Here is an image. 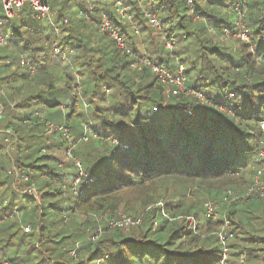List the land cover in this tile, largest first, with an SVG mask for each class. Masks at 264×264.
<instances>
[{"label": "trees", "instance_id": "trees-1", "mask_svg": "<svg viewBox=\"0 0 264 264\" xmlns=\"http://www.w3.org/2000/svg\"><path fill=\"white\" fill-rule=\"evenodd\" d=\"M116 1L42 0L52 12L60 37L47 15H39L28 5L2 29L8 36L4 47L12 51L0 55L1 61L5 59L2 67L12 57L17 69L0 76L8 98L0 96L5 106L0 128L16 132L19 142L12 157L24 173L32 174L29 181L13 188L15 176L8 171L11 161L3 152L7 143L0 131V194L2 201L9 196L0 206V264H85L84 258L75 257L86 249L88 259L97 264H222L227 260V240L235 232L233 228L227 233L226 227L223 244L217 232L224 219L207 216L203 206L207 217L203 220L199 212L185 208L182 199L174 198L173 203L163 204L171 216L153 228L154 219L161 216L153 198L163 183L177 179L197 186L215 180L236 183L253 172L249 186L256 169L264 167V156L259 158L256 152L259 141H264V130L259 127L264 119V0H250L242 6L247 10L244 23L249 41L235 39L237 47L232 51L216 42L215 36H223L227 30L237 33V0H193L192 6L186 0H120L130 14L133 33L116 17ZM145 13L157 18L160 41L155 42L152 29L156 28ZM102 14L135 55L144 53L132 41L134 25L140 31L148 30L144 45L149 59L171 72L182 64L187 86L202 92L205 101L182 93L165 95L150 69L135 68V57L118 49L106 31L91 36L99 29ZM78 23L90 30L94 27V31L83 33L76 28ZM55 40L69 56L70 50L75 52L73 61L77 59L75 66L81 68L78 72H89L83 80L86 85L82 82L83 93L90 94L84 121L94 119L91 127L100 135L81 142L72 152L86 173L76 192L72 182L78 167L66 154L68 141L62 131L47 135L44 122L35 114L40 102L56 107L64 100L70 114L77 113L81 103L71 94L76 77L51 46ZM167 40L173 42L171 49L164 46ZM20 54H26L36 69L34 82L28 68L19 63ZM18 77L23 80L20 86L16 85ZM103 87L108 89L103 91ZM107 92L110 104H98L96 97L102 102ZM10 101L15 102L14 108ZM107 110L112 119L105 114ZM65 125L78 140L84 123L82 130ZM58 161L64 163L59 166ZM67 166L74 171H65ZM32 181L38 199L23 192ZM223 197L221 204L226 203ZM136 205L143 208L138 212ZM172 208L178 211L173 214ZM120 211L140 217L141 222L110 227L95 217ZM6 215L10 218H4ZM75 216L81 221L69 224ZM189 216L196 222L195 231ZM23 224L30 229L25 230ZM97 227L102 233L91 241ZM250 235L249 241L255 244L257 238ZM83 237L81 243L78 239ZM258 238L264 241V236ZM76 243V255H72L69 251ZM231 245L234 249L239 244Z\"/></svg>", "mask_w": 264, "mask_h": 264}, {"label": "rangeland", "instance_id": "rangeland-1", "mask_svg": "<svg viewBox=\"0 0 264 264\" xmlns=\"http://www.w3.org/2000/svg\"><path fill=\"white\" fill-rule=\"evenodd\" d=\"M27 4L22 6L20 9L17 10V13L20 12L21 10H24L26 8ZM246 8H244V14H247V10H245ZM51 11H48V13ZM16 13V14H17ZM47 14V13H45ZM116 17L118 18V20H120L121 22L125 23L127 25V31L129 33H133V29L131 28V26H133V24H130V22H128L129 20H124L122 18H120V16L115 12ZM237 15V14H236ZM235 15V16H236ZM234 19V18H233ZM236 20V18L234 19ZM10 18H7L2 5L0 3V30L6 28L7 24H9ZM91 23V22H89ZM135 26V25H134ZM76 28L79 31H82L83 33H88V32H92L94 31V27L93 29L90 30V28L88 26H84L83 24L78 23ZM152 29V28H151ZM9 31V28H8ZM140 31V30H139ZM153 31V35L155 36L157 41H160L161 39H163L161 36L158 37V35L160 34V32L156 29H152ZM210 32H213L212 29H209ZM100 30L97 29V32H94L93 34H91V36L97 37L100 33ZM147 34H148V30L147 31H140V34H133V42H135L136 46L139 47L140 51L144 53V56L146 55L145 52V37L147 38ZM60 37V34H59ZM161 38V39H160ZM242 39L238 33L235 34H231V32L229 30L226 31L225 35L223 36H215V41L219 42L224 49L229 48V51H232V49L237 47V43L235 41V39ZM249 38V36H248ZM96 39V38H95ZM239 39V40H240ZM220 40V41H219ZM222 40V41H221ZM130 41V40H129ZM245 42H248L249 39L244 40ZM131 42V41H130ZM52 46V43H51ZM6 47V46H5ZM0 47V55H3L4 52H12L9 48H5ZM166 48V47H165ZM8 49V50H6ZM75 53V52H74ZM74 53L72 52L71 55L69 56L68 59L65 60L64 64H68L69 65V70L70 72L76 77V74L79 76V82L81 84V96L83 98V101H81V103H78V108H77V113H71V108L69 106H65V102L64 100L62 101V103L56 107H47L44 104H42V102L38 103V110L44 115V116H48V118H50L49 120H51L53 123L55 124H68L73 128H80L82 130V123H85L84 118H85V114L84 111L87 109L88 106L87 104L88 102V97L90 96V94H84L83 92V87H82V82L83 80L87 79V77L89 76V72L87 69H84L83 71L78 72L77 70H81V68H77L75 66L76 61H78L77 59H75V63L73 61V55ZM142 53V54H143ZM76 54H79V51L76 52ZM26 54H20L19 58L21 56L25 57ZM140 56V55H139ZM5 59H3L2 61L0 60V76H3L4 74H9L13 71H15L17 69V60L13 59L12 57H10L9 60H7V62L12 61L9 65L3 66L2 67V62H4ZM80 61V60H79ZM4 64V63H3ZM133 67V65H132ZM131 67V68H132ZM2 68V70H1ZM77 69V70H76ZM96 71H98V69H95ZM95 76V75H94ZM19 78V77H18ZM20 79V78H19ZM29 79L31 80V82H34V79H36V75H30ZM89 79H94L92 76L91 78L89 77ZM23 80H19L16 82V85H21ZM77 81V79H76ZM0 96H2L5 100H7V92H5L6 90H4L3 86H5V81L4 80H0ZM84 83V82H83ZM100 86L103 85L102 82H99ZM84 85H86L84 83ZM99 89V87H97ZM108 88H104L103 87V91L107 90ZM25 91V90H24ZM113 91V89H110L109 93H111ZM3 93L5 94L3 96ZM109 93L107 92L105 97H107L105 100H103L102 102L99 101V99L96 97V100L98 101V104L102 105V106H107L108 104H110V99H109ZM22 96V94H21ZM20 98V96H14V99L16 101H18V99ZM13 101V100H12ZM11 102V101H10ZM61 105H64V108L61 107ZM90 105V104H89ZM35 106V104H32L31 108ZM85 109V110H84ZM5 112V111H4ZM83 112V113H82ZM67 114H70L69 117H67ZM105 114L107 116H109V118H113V116H111V110H107L105 111ZM5 115V113H3L1 115V117L3 118ZM88 116L90 117V113H88ZM1 118V119H2ZM111 118V119H112ZM88 121H91L93 123H95L94 119H86ZM0 129H4V128H0ZM3 132V131H2ZM73 135V134H72ZM111 140H113V138H111ZM115 141V140H114ZM18 140L15 142L13 150H11L12 155H14V152L16 150L17 144H18ZM72 142H75V148L78 147L81 142L78 141L76 139V137L73 135L72 137ZM86 146V145H85ZM85 146L81 147L82 149H85L86 151L91 150V147L85 148ZM89 146V145H87ZM86 146V147H87ZM7 155V154H6ZM8 156V155H7ZM9 157V156H8ZM63 159V158H62ZM62 162V161H61ZM60 161H58V165L60 166V164L62 165L63 163H61ZM256 164L252 165L253 168L255 167ZM261 165L264 166V162L261 163ZM67 172L72 173L74 171V168L72 166H67L64 169ZM253 173V172H252ZM252 173L248 174L247 176V180H245L244 182L239 181V182H230L227 180H220V181H213L210 185H200L197 186L196 183H180V180H175V181H167L165 183H163V185H161V188L159 190V192H156L154 198H153V202H157L158 200H160L163 204H165L166 202L169 203H173V200L175 198L176 199H182L183 200V204L185 206V208H189L191 207V209H193L194 211H197L200 213V215H203V220L205 218H207L204 213H203V206L204 203L207 200H214L216 202H219L220 199L225 196L224 194H226V192L230 191V190H235L238 192V197L236 199H232L230 203H225V204H219V208L217 210V213L213 216L216 219L219 220H227L228 225L226 227H229V230L227 231L228 233L232 232V229L234 228V232H235V237L233 236L232 239L235 238V240H227V246H228V251L224 253V260L225 258H227L226 262L224 261L222 264H264V241H262L261 239H259V236H264V198H248V197H241L244 189H246V185L250 182L251 178H252ZM31 176V174H30ZM3 177L0 174V178ZM7 196V200L9 198V196L6 194L5 196H3V201H2V195L0 194V206L3 204V202H5V198ZM154 203V204H155ZM138 212L143 208L140 207L139 205H136L135 207ZM173 210V214L176 213V211H178L176 208H172ZM137 214V213H135ZM169 216H171L170 214H168ZM7 216V215H6ZM4 218H10V216ZM16 218H19L18 216ZM164 217L158 216L154 219V222H160ZM166 218V217H165ZM81 218H79V216H75L74 218H70V220L68 221L69 224H71V222H80ZM174 221V220H173ZM171 221V222H173ZM153 222V228H155L158 223H156V225ZM67 224V223H66ZM190 224V221H189ZM27 224H23L24 227H26ZM190 226L193 228V224ZM251 233L254 234L255 238H257V242L255 244H251V242L249 241V238L251 237ZM239 236V237H238ZM85 238H80L78 239L81 243ZM231 244H239L237 247H234V249L231 247ZM231 245V246H229ZM251 247L256 248L253 250H250ZM234 250L235 252H239V253H232L231 251ZM88 254L89 251L86 250H81L80 251V256L78 255L77 257H75L76 260H80L82 258H84L83 262L85 264H97L96 262L94 263L93 261H90L88 259ZM254 254H256V257H254ZM74 261V260H73Z\"/></svg>", "mask_w": 264, "mask_h": 264}, {"label": "built area", "instance_id": "built-area-1", "mask_svg": "<svg viewBox=\"0 0 264 264\" xmlns=\"http://www.w3.org/2000/svg\"><path fill=\"white\" fill-rule=\"evenodd\" d=\"M250 0H237L236 2V20L235 25L237 27V33L238 35L244 39H248V28L245 26L244 23V9L242 6L249 2ZM186 2L189 4V6L193 5V0H186ZM0 3L2 5L3 11L7 18H12L16 15L17 10L20 9L24 5L30 6L35 12H37L39 15H47L49 18L51 24L54 27V32L56 35H59V28L52 22V12H49V8L47 5L42 3V0H0ZM127 8L124 6L120 0H117L115 3V12L120 16V18L124 20H130V14L127 13ZM47 13V14H45ZM145 16L147 17V21L150 25L154 26L157 30L160 29V25L157 21V18L150 13H145ZM88 18V16H87ZM63 22L66 23L67 19L64 18ZM100 31H106L109 36L113 39L115 46L120 49L122 52L128 53L130 56L135 57V61L133 62V65L137 69H142L143 67H147L150 69L152 74L156 77L158 82L162 85L163 93L165 95L170 94H178L182 93L184 95H192L195 98H197L201 103L205 101V96L202 92L198 90H194L193 88H189L186 84V75L184 72V66L182 64H178L176 71L171 72L164 66L158 65L154 63L147 55H135L128 47L127 44L123 38V36L119 33V31L114 28L110 20L105 14H102L100 22L97 24ZM137 27L134 26V32L138 33ZM8 43V36L7 34H4L2 30H0V47L6 46ZM164 46L168 49H171L173 46V42L170 40H167L164 44ZM53 50L59 54L64 60L69 58V55L62 51L61 48L58 46L57 41L52 42ZM69 53H72V50L69 51ZM19 63L21 65H24L28 68L29 75L35 74V67L32 66L26 56H21L19 58ZM79 76L76 74V84L73 85L71 94L74 97L79 98L81 101H83V98L81 96V84L79 82ZM5 94L3 93V96ZM10 107H15V102H10ZM62 108H64V105H61ZM220 109L224 110V108L220 107ZM5 106L0 101V119L2 118L1 115L4 113ZM35 114L39 117L40 120H42L46 126V134L50 135L53 131H62L63 135L65 136L66 140L68 141L69 145L66 147V154L69 157H72L75 164L78 167V172L75 178L73 179L72 186L74 192L77 191V187H79V182L82 178H86V173L82 170L81 163L77 158H74L72 155V152L75 148V142H72L73 135L71 134L69 128L65 124H55L48 118H45V116L39 112L35 111ZM259 127L261 130H264V119L259 121ZM0 131H3L5 134V142L7 143L6 147L3 149V152L7 154L10 158L11 165L8 169L9 173L13 174L15 176V180L13 183V188L18 189V186L21 181L26 182L30 180V174H32V171L29 173H24L23 170L15 164L14 159L12 157L11 150H13L15 142L18 140V136L16 132L12 128L7 129H1ZM98 132H96L91 127V121H88L84 123V129L82 134L80 135V138L78 141L80 142H86L89 138L92 139H98L99 138ZM264 141H259V146H257L256 152L259 158H262L264 156V148H263ZM45 148H42L41 150L44 151ZM23 192H27L29 194H32L36 199H38V193L36 186L34 182H30V184L23 189ZM238 192L235 190H230L226 192V195L223 197V201L226 203H230L232 199H236L238 197ZM241 197H248V198H261L264 197V167L257 168L255 174L253 175V183L244 189ZM222 200L220 202H216L214 200H207L204 203V212L207 216H214L217 213V209L219 207V204H221ZM158 208H160V215L161 217L168 218L169 215L167 212L163 209V203L159 200L155 204ZM95 217L99 220L105 221L108 226L110 227H118V226H129L133 224H139L141 222V218H133L127 213L120 211L117 212L116 215L112 216H102V215H95ZM190 224H193V230H196V222L193 219L192 216H189ZM156 225V221L154 222ZM228 225V221L225 220L223 225L221 226L220 231L217 232L219 235L220 240L225 244V241L223 238H225L226 231L225 228ZM30 225H27L25 227V230H29ZM102 233L101 227H97L94 233L89 237L91 241H95ZM78 248V244H75V247L69 251L72 255H76V249Z\"/></svg>", "mask_w": 264, "mask_h": 264}]
</instances>
